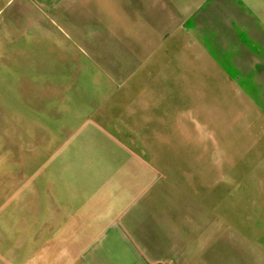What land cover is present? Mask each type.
Segmentation results:
<instances>
[{"label":"crops","instance_id":"obj_1","mask_svg":"<svg viewBox=\"0 0 264 264\" xmlns=\"http://www.w3.org/2000/svg\"><path fill=\"white\" fill-rule=\"evenodd\" d=\"M6 90L7 264H264V0H0Z\"/></svg>","mask_w":264,"mask_h":264},{"label":"rangeland","instance_id":"obj_2","mask_svg":"<svg viewBox=\"0 0 264 264\" xmlns=\"http://www.w3.org/2000/svg\"><path fill=\"white\" fill-rule=\"evenodd\" d=\"M53 104L60 100L52 101ZM10 115H17L18 118L26 124L28 131L32 133L37 143L41 144L56 142L53 135H56L57 122L55 116H51L49 110L45 112H36L30 109L26 104L21 92L11 97L10 92H0V264H7L6 260L15 253L14 249L9 247V238H14V233L10 227L23 229V220L14 216V212H9L8 207V180L9 176L17 175L19 171L14 170L15 164L22 162L21 155H30L31 150H35L36 144L30 143L27 148L31 150H17L10 147L9 126ZM52 127V131L50 129ZM57 138V137H56ZM193 149L197 150L198 145L194 143ZM13 166V167H11Z\"/></svg>","mask_w":264,"mask_h":264}]
</instances>
